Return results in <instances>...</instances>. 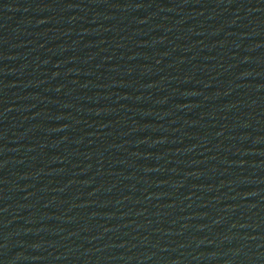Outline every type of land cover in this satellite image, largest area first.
I'll return each instance as SVG.
<instances>
[{"label": "water", "instance_id": "water-1", "mask_svg": "<svg viewBox=\"0 0 264 264\" xmlns=\"http://www.w3.org/2000/svg\"><path fill=\"white\" fill-rule=\"evenodd\" d=\"M0 264H264V0H0Z\"/></svg>", "mask_w": 264, "mask_h": 264}]
</instances>
